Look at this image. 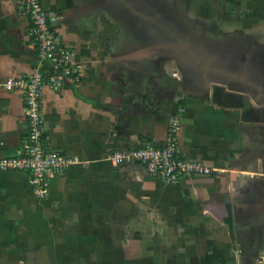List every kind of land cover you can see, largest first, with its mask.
Listing matches in <instances>:
<instances>
[{
	"label": "crops",
	"instance_id": "0c3cea01",
	"mask_svg": "<svg viewBox=\"0 0 264 264\" xmlns=\"http://www.w3.org/2000/svg\"><path fill=\"white\" fill-rule=\"evenodd\" d=\"M42 4L83 72L79 82L42 91L45 144L71 163L49 177L43 199L34 197L27 172L0 169V264L17 261L35 224L64 242L95 238L105 247L115 229L124 233L142 223L154 229L146 244L163 248L159 235H174L193 216H214L235 232L264 229V115L257 114H264V103L250 98L243 107L228 101L222 88L208 85L201 94L176 83L175 73L170 82L141 66L131 70L128 56L114 48L117 26L96 0ZM35 68L51 70L37 56L28 19L19 14L18 0H0V157L16 155L27 132L22 94L4 82ZM178 104L185 106L179 154L213 172L187 174L170 185L141 166L113 165L108 157L115 149L163 143ZM244 108L251 114L243 115Z\"/></svg>",
	"mask_w": 264,
	"mask_h": 264
},
{
	"label": "rangeland",
	"instance_id": "374dc122",
	"mask_svg": "<svg viewBox=\"0 0 264 264\" xmlns=\"http://www.w3.org/2000/svg\"><path fill=\"white\" fill-rule=\"evenodd\" d=\"M177 6L181 9V15H185L195 29L221 35L235 29L241 30L264 47V0H177ZM117 26L116 34L119 35L122 28L119 24ZM129 34L130 42L133 39L134 44L126 46L128 40L121 32L124 41L117 38L114 48L116 52L128 56L126 62L131 70L141 66L145 72L166 75L170 82L173 79L176 81L172 76L175 73L180 79L176 83H182L184 74L175 66V61L166 56L157 57L154 51H137L141 36L133 37L131 31ZM197 82L189 88L198 90L202 87V80ZM227 96V100L236 105H250L251 99H244L242 103L233 94ZM243 110V115L251 114L248 109ZM257 114L264 115L263 112ZM213 217L205 220L193 216L176 227L174 235H159L164 250L159 245L146 244V241L152 240L150 232H154V229L142 223L131 226L124 233H118L114 228V233L108 237V247L96 244L98 241L95 238L83 245L78 244L75 238L64 242L60 236L40 233V228L35 224L33 233L27 237L28 245L18 248L17 261L10 264H264V229L255 227L235 232V229L228 228L227 221L220 223ZM192 226L195 231H188L187 228ZM185 230L188 232L184 235ZM100 241L104 242V238ZM138 241L141 246H138ZM124 243L126 248L122 246Z\"/></svg>",
	"mask_w": 264,
	"mask_h": 264
},
{
	"label": "built area",
	"instance_id": "2783aa9c",
	"mask_svg": "<svg viewBox=\"0 0 264 264\" xmlns=\"http://www.w3.org/2000/svg\"><path fill=\"white\" fill-rule=\"evenodd\" d=\"M19 14L25 16L40 61L50 64V72L35 68L30 73L9 77L4 86L18 89L22 94L27 132L16 155L0 157V169L27 172L33 195L43 199L49 189V177L66 168L71 158L45 144L42 117V91L45 87L56 90L67 82H79L81 68L72 60V51L62 45L42 0H18ZM185 106L175 107L169 122L168 135L161 144L145 143L127 150L115 149L109 160L113 165H138L166 184H177L187 174H209L215 169L198 160L181 156L177 147V130Z\"/></svg>",
	"mask_w": 264,
	"mask_h": 264
},
{
	"label": "flooded vegetation",
	"instance_id": "af4514ba",
	"mask_svg": "<svg viewBox=\"0 0 264 264\" xmlns=\"http://www.w3.org/2000/svg\"><path fill=\"white\" fill-rule=\"evenodd\" d=\"M96 5L116 26H121L117 38L124 41L121 32L126 35V46L134 44L133 39V43L130 42L131 31L133 37L141 36L137 51H154L157 57L166 56L175 61V66L184 74L181 84L185 89L198 84L200 79L203 85L199 90L203 94L207 91L206 81L213 79L219 82L213 83L212 88L228 91L226 95L233 94L238 102L253 98L264 103V47L252 36L236 29L223 35L195 29L190 20L181 15L177 0H96ZM185 36H189L193 44H190L191 49L200 45L226 72H210L209 69L203 73L207 60L198 63L191 58H183V54L176 51V44L183 42Z\"/></svg>",
	"mask_w": 264,
	"mask_h": 264
},
{
	"label": "water",
	"instance_id": "95a60500",
	"mask_svg": "<svg viewBox=\"0 0 264 264\" xmlns=\"http://www.w3.org/2000/svg\"><path fill=\"white\" fill-rule=\"evenodd\" d=\"M190 44L193 46L191 40H189V36H185V38H183V42H178L176 44V51H180V53H182V57L183 58H191L192 60H194L195 62L200 63L201 61H206V66L204 68L203 73L207 72L209 69L212 71H220V72H226L225 70L223 71L215 62V58H213V56L205 53V51H203L201 48V46H197V48L191 49ZM209 72V73H210ZM232 76H235V73H231ZM212 79V78H211ZM219 81L216 80H207L206 81V85H211V87H213V83H218Z\"/></svg>",
	"mask_w": 264,
	"mask_h": 264
}]
</instances>
